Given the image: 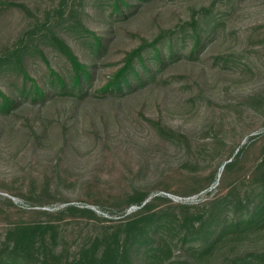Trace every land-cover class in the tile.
I'll list each match as a JSON object with an SVG mask.
<instances>
[{
	"label": "rangeland",
	"instance_id": "1",
	"mask_svg": "<svg viewBox=\"0 0 264 264\" xmlns=\"http://www.w3.org/2000/svg\"><path fill=\"white\" fill-rule=\"evenodd\" d=\"M105 1L0 0V54L23 47L25 68L39 84L48 85V67L68 77L67 60L45 35L51 29L74 40L84 34L76 32V25L98 29ZM201 8L209 16H222L205 49L190 54L184 47L160 78L116 100L96 90L104 73L136 44L122 28L151 36L158 26H178ZM110 48L97 62L96 79L84 96L50 87L54 92L44 100L33 103L20 95L7 115L0 112L5 124L0 131V239L9 228L48 223L45 246L55 253V264H63L83 248L110 243L112 233L121 238L127 216L138 209L124 207L125 202L135 192H146L147 200L160 197L154 211L175 215L174 228L165 232L171 258L193 255L187 248L192 241L174 245L186 228L184 215L208 212L210 201L221 197L230 203L222 205L226 215H239L243 198L258 197L261 182L252 177V169L264 145V0H154L119 26ZM219 56H227V63L214 62ZM22 82L13 69L0 75V87L13 94L21 93ZM158 116L166 134L152 125ZM32 129H44V136L35 139ZM67 206L92 212L58 213ZM261 233L245 237L242 244L227 241L225 248L232 246L228 257L261 249L264 228Z\"/></svg>",
	"mask_w": 264,
	"mask_h": 264
},
{
	"label": "trees",
	"instance_id": "2",
	"mask_svg": "<svg viewBox=\"0 0 264 264\" xmlns=\"http://www.w3.org/2000/svg\"><path fill=\"white\" fill-rule=\"evenodd\" d=\"M153 1L106 0L99 9L101 19L99 28L90 29L81 24L80 27L76 25V32L83 31L84 34L81 37L79 34L74 40H69L64 34L49 29L48 35H45L47 42L49 41L53 49L67 60L70 73L67 77L62 72L48 67V85L39 84L25 68L23 47L17 45L0 54V75L6 69H13L21 74L23 81L20 94H13L0 87V112L7 115L11 108L20 103V95L29 97L33 103L36 100H44L48 94L54 92L52 89L65 92L67 88H70L75 91V96H84L96 79L97 62L110 48L116 30L135 15L140 7H147ZM8 2L14 6H20L16 1ZM221 21L220 13L209 16L201 8L196 14L183 19L178 26H158L156 30H152L151 36L139 29L122 28L123 34L133 37L136 44L123 52L118 65L113 66L108 73H104L96 90L102 94V97L116 100L117 97L131 93L144 83H153L160 78L167 65L180 54L184 47L188 48L190 54L199 53L200 50L205 49ZM42 25L45 26V23ZM69 30L71 31L70 28ZM84 43L88 48L86 47L85 51L83 49L78 51ZM36 49L42 59L47 62L42 50L37 46ZM227 61V56H219L214 60L220 64H225ZM231 64L235 63L231 61ZM27 81H29L28 85ZM161 117L158 116L156 120H153L152 125L160 134H166L168 128L162 123ZM4 128L5 124L0 122V131ZM73 131L71 127L69 136L73 134ZM29 134L38 140L44 136V129L36 133L32 129ZM262 135L264 136V132ZM62 137L65 141L66 136L62 135ZM245 147L246 144L237 150L234 159L224 164L223 172L232 167L234 160ZM252 170V177L258 178L261 182L258 197L253 200L243 198L241 214L226 215L222 205L228 204L229 201L221 197L210 201L212 207L208 212H192L182 217V224H186V228L176 235L174 245L176 243L185 245L187 241H192V244L188 243L187 248L193 252V255L185 257L178 255L175 259L171 258V241L166 238L165 232L174 228L175 215L166 211L160 214L153 210L159 196H153L147 200L146 192H135L129 195L124 205V207L129 204L138 206L135 212L127 216L125 234L119 238L112 233L113 238L110 243L101 247L92 245L83 248L76 257L63 264H162L164 260L165 264L172 262L202 264L201 259L215 261L213 264H264V243L259 246L261 248L259 250H247L246 255L232 258L228 257L232 246L227 249L224 245L227 241L230 245L242 244L244 243L242 239H246L245 237L248 239L251 234L253 238L262 235L261 228H264V145ZM237 202L241 203L236 200ZM181 207L186 208L183 205ZM71 210L92 212L88 208L78 209L74 206H67L58 213L64 214ZM39 212L48 213L46 210ZM255 226L258 229L251 233L248 229ZM48 227H51L48 223H37L9 228L0 239V264H55L53 261L56 258L55 253L51 247L45 246L44 233ZM189 235L191 239H188Z\"/></svg>",
	"mask_w": 264,
	"mask_h": 264
}]
</instances>
